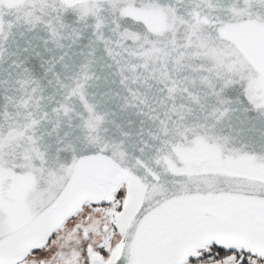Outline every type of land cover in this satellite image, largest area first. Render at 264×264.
Wrapping results in <instances>:
<instances>
[{"label": "snow or ice", "instance_id": "6c2138e0", "mask_svg": "<svg viewBox=\"0 0 264 264\" xmlns=\"http://www.w3.org/2000/svg\"><path fill=\"white\" fill-rule=\"evenodd\" d=\"M0 264H264V0H0Z\"/></svg>", "mask_w": 264, "mask_h": 264}]
</instances>
